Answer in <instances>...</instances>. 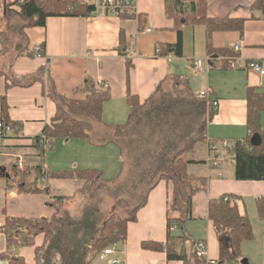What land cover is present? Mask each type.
Here are the masks:
<instances>
[{"label": "crops", "instance_id": "0c3cea01", "mask_svg": "<svg viewBox=\"0 0 264 264\" xmlns=\"http://www.w3.org/2000/svg\"><path fill=\"white\" fill-rule=\"evenodd\" d=\"M256 1L208 0L210 18L230 17L245 21L243 34L229 31L217 32L213 36L215 50L230 49L235 57L209 55L204 26L184 29L183 57L157 55L159 45L174 46L179 40L175 22L166 14L165 0H134L132 14L147 20L143 31H140L137 19H124L103 11H96L88 18L51 17L44 27L27 28L24 31L25 51L1 71L8 74L10 81L4 73L0 75V116L5 97L9 120L15 127L14 134L0 148V179L7 180L0 182V254L11 252L24 258L27 264H36L35 249L43 246L44 235L34 237L28 231H21L20 242H33L34 246L9 248L7 237L1 230L5 225L4 212L17 218H51L55 210L47 207L46 203L52 202L55 197H75L84 186L83 181L45 178L43 182L50 190L49 195L8 190L18 179L15 173L19 170V156L25 160L24 170L19 171L30 170L28 182L35 180L36 168L41 164L51 172L100 169L106 177L107 168L104 165L113 170L118 165L115 161L119 146L115 143L114 126L124 125L129 119V95L137 97L143 104L169 76L184 74L196 97L206 92L211 101L220 104L209 123L207 137L214 142L218 155L225 161L215 166L217 153L209 151L207 143L199 144L196 153L187 157L188 161H192L189 172L206 178L208 186L206 192L194 198L192 218L184 226L186 242L183 244L182 239L178 240L177 250L180 252L185 245L190 253V243L203 241L207 245L204 264L218 262L220 240L209 219L208 206L212 200L228 195L236 197L240 214L247 215L253 226L254 240L241 246L245 260L250 264H264V222L256 205V200L264 197V181L235 180L234 161L223 148L224 143L231 144L235 139L248 135V90L256 88L264 94V76L248 68L252 62H259L264 68V10H251ZM121 32L125 33L129 45L125 56L118 51ZM237 44L242 47L236 53L234 47ZM37 45L45 50L43 58L32 54L33 47ZM128 59L134 65L129 84ZM197 62L201 63V68L196 65ZM232 63L238 68H231ZM87 78L110 90L111 99L103 107L102 122L93 124L88 139L57 140L51 150L40 156L36 139L43 136L44 129L53 124L57 114V105L47 93L48 79L53 81L61 96L83 100L85 96L77 94L76 90ZM13 82L17 85L11 86ZM261 120L264 130V111ZM111 148H116L112 158L108 155ZM119 154L118 160L124 161L121 151ZM10 168L14 170L13 178L9 174ZM120 171L113 179H121L122 165ZM173 189V183L166 181L155 186L146 205L138 212L137 222H129L125 242L114 246L115 255L102 254L101 261L113 257L121 264H183L168 261L166 253L142 248L143 242L166 243L167 210ZM71 215L78 218L76 214ZM172 232L173 235H183L180 228Z\"/></svg>", "mask_w": 264, "mask_h": 264}, {"label": "trees", "instance_id": "16d2710c", "mask_svg": "<svg viewBox=\"0 0 264 264\" xmlns=\"http://www.w3.org/2000/svg\"><path fill=\"white\" fill-rule=\"evenodd\" d=\"M20 18L24 22L22 32L27 28L44 27L51 17L88 18L96 12L88 1L71 0H15ZM166 14L175 22V31L179 40L176 45H159L157 55L160 57L184 56L183 32L188 26H204L206 29V47L209 55L235 57L230 49L217 51L213 47V36L217 32L238 31L244 33L245 21L230 17H209L208 0H165ZM264 10V0H257L251 10ZM120 17L137 19L140 31L145 30L147 20L136 16L132 11ZM21 48V47H20ZM129 45L124 32L120 34L119 54L125 56ZM10 52L9 38L0 32V58ZM23 53V52H22ZM21 54V53H20ZM134 65L127 60L128 84ZM4 72H0L2 75ZM7 81L10 78L4 73ZM172 81L171 91L162 92L165 84ZM13 82L11 86H16ZM10 87V85H8ZM47 93L57 105V114L51 126L43 131V137L53 148L57 140L88 139L94 123L102 122L103 107L111 99L109 89L87 78L76 90L85 99H68L57 91L53 81L48 79ZM129 119L126 124L114 126L115 143L121 154L131 162V179L129 191L135 198L147 188L141 202L134 208L129 218L118 213L106 220H101L98 207L87 209L80 218L73 217L63 210L64 205L75 197H55L46 206L55 210L51 218L26 219L5 215L2 232L7 237L8 247L34 246V243L23 244L19 240L21 231H28L34 237L44 235L42 247L35 249L36 264H92L105 250L125 242L129 222H137L138 212L146 205L149 193L161 181L174 185L172 198L167 210L166 243L143 242L142 248L147 251L166 253L168 261L183 264H204L192 250L188 253L185 245L180 252L177 242L182 239L185 244V223L192 218L195 196L207 191L208 180L189 172L192 161L187 156L196 153L199 144L213 142L208 140L209 123L215 111L206 100L198 99L192 92L190 83L183 75L169 76L157 88L155 94L143 104L129 95ZM264 111V94L251 88L247 93V129L248 135L235 139L228 144L226 151L232 156L235 164V180L242 182L264 181V130L262 113ZM0 123L10 124L8 104L2 99ZM42 137V136H41ZM40 137V138H41ZM255 137L259 143L253 144ZM40 138L36 146L43 156L47 151L40 146ZM214 143V142H213ZM51 148V149H52ZM50 149V150H51ZM29 169L16 171L14 185L8 190L16 189L21 194L44 195L50 190L43 179L83 181L84 186L78 195L87 196L99 192L105 185L117 182V179H106L100 169H73L51 172L41 164L36 168V177L28 182ZM1 174V171H0ZM13 178L14 175H11ZM142 191V192H141ZM134 198V197H133ZM141 198V197H140ZM124 204V201H120ZM261 221L264 222V197L256 200ZM209 219L213 222L220 240V257L218 264H242L245 256L241 246L244 242L253 241L255 236L250 218L241 215L236 197L224 195L214 199L208 206ZM180 228L182 236L173 235L174 227ZM0 260L8 264H27L25 259L11 252L0 254Z\"/></svg>", "mask_w": 264, "mask_h": 264}, {"label": "rangeland", "instance_id": "374dc122", "mask_svg": "<svg viewBox=\"0 0 264 264\" xmlns=\"http://www.w3.org/2000/svg\"><path fill=\"white\" fill-rule=\"evenodd\" d=\"M14 2L15 0H0V32H4L8 35L10 46V52L0 58V72L3 71L4 68H7L18 54L25 51L26 39L22 32L24 22L18 15L20 8L18 5H14ZM180 75L186 77L184 74ZM171 87L172 81H169L164 85L162 92L171 91ZM115 149L116 148L112 150L111 148L108 150L110 158H112V152H115ZM117 149V154L115 153V162L118 163V165L116 164V170H113V168L110 169L108 165H104L105 168H107L105 178H116L121 172L120 169L122 165L123 175L121 179L115 183L105 185L99 192L97 191L90 196L87 195L84 197L82 195H77L74 200H70L64 205L63 210L68 211L70 214H76L78 218H80L87 209L94 210L95 207H98L102 221L106 220L114 213H118L124 218H129L132 215V211L141 202L147 188L143 192L141 191L142 194L138 192V198H135V196H133L134 198L132 197L129 191L130 187L127 186L131 179V162L128 159H125V162L118 160L120 151L119 148ZM9 174L14 175L13 168L9 169ZM5 181L7 180L0 179V182ZM120 201H124V204H120ZM113 248L116 250V247ZM113 259V257H110L108 261H101L100 257H98L92 264H110L109 262ZM0 264H8V262L0 260Z\"/></svg>", "mask_w": 264, "mask_h": 264}, {"label": "built area", "instance_id": "2783aa9c", "mask_svg": "<svg viewBox=\"0 0 264 264\" xmlns=\"http://www.w3.org/2000/svg\"><path fill=\"white\" fill-rule=\"evenodd\" d=\"M25 0H19V2L23 3ZM88 3L93 6L96 11H103V12H111L115 14L116 16H121L127 12H130L133 7L134 0H87ZM242 45L237 44L234 47V51L237 53L241 50ZM32 54L37 57V58H43L45 55V50L42 48L41 45H37L33 47L32 49ZM199 68H201V63L197 62L196 64ZM231 68L237 69L238 67L232 63ZM248 68L256 73H258L261 76H264V68L259 62H252L248 65ZM104 88H108L104 86ZM197 98L200 100H206L209 104V106L214 110L218 111L219 109V102L218 101H211L209 98L208 93L206 92H201L197 95ZM15 132V127L12 123L10 124H4L0 123V148H2L6 141L10 138L12 134ZM40 146L45 149V150H50L52 147L51 145L47 142L45 137L40 138ZM228 146V143L223 144V148L226 149ZM208 150L217 153L215 159H214V165L218 166L220 162L225 161V158L222 157L221 155H218V149L217 146L213 142H209L207 144ZM40 153V152H39ZM25 168V160L24 157L19 156L18 157V169L19 170H24ZM44 181V179H43ZM173 230H177V227L175 226ZM191 249L196 253V255L201 258V259H206L207 257V245L203 241H199L196 243H190ZM116 250L114 248H109L104 251L103 255L104 256H110V255H115ZM111 264H121V261L118 259H113L110 261ZM208 264H218L217 261H209ZM231 264H236L235 262Z\"/></svg>", "mask_w": 264, "mask_h": 264}, {"label": "water", "instance_id": "95a60500", "mask_svg": "<svg viewBox=\"0 0 264 264\" xmlns=\"http://www.w3.org/2000/svg\"><path fill=\"white\" fill-rule=\"evenodd\" d=\"M259 143V139L258 137H255L254 140H253V144L254 145H257ZM242 264H250L248 260H244L242 261Z\"/></svg>", "mask_w": 264, "mask_h": 264}]
</instances>
